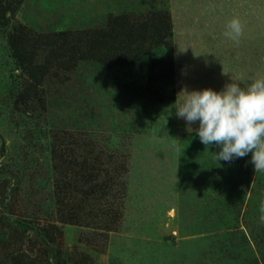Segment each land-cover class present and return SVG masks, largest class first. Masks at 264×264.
Segmentation results:
<instances>
[{
  "label": "rangeland",
  "instance_id": "1",
  "mask_svg": "<svg viewBox=\"0 0 264 264\" xmlns=\"http://www.w3.org/2000/svg\"><path fill=\"white\" fill-rule=\"evenodd\" d=\"M260 75L264 0H0V264H264V172L173 105Z\"/></svg>",
  "mask_w": 264,
  "mask_h": 264
},
{
  "label": "clouds",
  "instance_id": "2",
  "mask_svg": "<svg viewBox=\"0 0 264 264\" xmlns=\"http://www.w3.org/2000/svg\"><path fill=\"white\" fill-rule=\"evenodd\" d=\"M226 29L224 35L236 43L244 34L239 18H232ZM173 105L188 130L193 131L191 125L198 123L194 131L205 148H220L215 152L218 161L231 163L251 153L255 172H264V75L243 87L232 81L220 91L210 87L182 89ZM261 213L264 223V203Z\"/></svg>",
  "mask_w": 264,
  "mask_h": 264
}]
</instances>
